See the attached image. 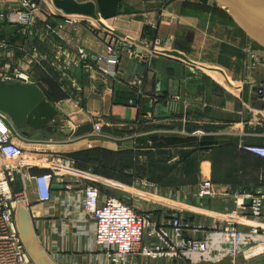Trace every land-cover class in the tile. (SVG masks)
<instances>
[{
  "label": "crops",
  "instance_id": "1",
  "mask_svg": "<svg viewBox=\"0 0 264 264\" xmlns=\"http://www.w3.org/2000/svg\"><path fill=\"white\" fill-rule=\"evenodd\" d=\"M62 1L37 0V18L54 28L63 23L60 43L86 52L91 67L96 56L105 54L112 31L135 42L160 39L164 46L156 48L149 63L123 57L112 77L102 76L96 66H71L63 76L49 64L46 72L29 65L19 49L24 42L19 26L0 20V39L8 43L3 62L34 73L40 91L51 76L60 91L49 101L59 116L55 131L28 130L24 136L26 176L67 170L63 183L51 188V203L38 202L28 182L25 205L40 246L56 264H103L92 221L84 218L76 199L85 185L149 214L155 224L178 213L205 231L224 227L231 199L200 200L196 192L206 177L232 193L264 189V159L242 149L264 146V105L253 91L264 82V47L213 0H67L66 9L58 7ZM19 8L20 0H0V13ZM68 16L81 21L64 24ZM97 20L99 27L92 29L90 21ZM34 33L33 44L51 60L53 51L37 36L38 27ZM248 46L258 58L253 70L248 68ZM173 82H179V101L170 96ZM163 101L170 105L161 114ZM21 188L16 176L12 191ZM157 246L144 234L130 263L188 264L183 257L139 253ZM255 249L242 255L246 261L241 264L258 256L251 253ZM262 249L258 251L264 254Z\"/></svg>",
  "mask_w": 264,
  "mask_h": 264
},
{
  "label": "built area",
  "instance_id": "2",
  "mask_svg": "<svg viewBox=\"0 0 264 264\" xmlns=\"http://www.w3.org/2000/svg\"><path fill=\"white\" fill-rule=\"evenodd\" d=\"M36 1L20 0L19 10L7 14L0 13V20L7 19L19 26L24 36L20 51L29 65H34L44 72L48 64L59 69L63 76L68 75L71 66L83 67L86 70L94 69L96 66L102 76L112 77L116 75V69L123 57L140 63H149L157 52L156 48L163 45L160 39L135 42L112 31L106 36L105 54L96 56L94 66L91 67L86 64L88 58L86 52L82 49L70 51L60 43L58 30L63 27V23L54 28L37 18ZM80 21L79 18L68 16L64 24ZM89 26L97 29L98 20L90 21ZM37 27L39 31L37 36L41 41L46 40L53 51L51 60L33 44L36 36L34 31H37ZM7 48L8 43L0 39V81L35 85L34 73L3 62V54ZM246 52L248 68L253 70L258 64L257 55L250 46ZM47 77L51 78L49 75ZM253 91L264 105V82L256 84ZM173 99L180 100L179 97ZM147 116L150 117L151 114ZM25 144L26 139L21 130L14 126L7 115L0 112V264H33L26 253L14 217V210L18 204L24 205L27 210L25 203L28 182L33 184L38 202L51 203L53 184H62L67 176V170L61 167L50 174L26 176L23 164ZM242 149L264 159V146H242ZM16 176L21 177L22 188L19 193L14 194L12 186ZM196 195L200 200L231 199L233 207L226 215L224 227L205 231L203 226L188 223L182 214L178 213L172 214L166 223L155 224L151 222L149 214L135 211L123 200L102 197L99 190L90 185L83 186L78 191L76 199L84 218L92 221L94 242L101 251L103 264H131V258L144 234L157 240L159 246L144 247L140 250V255L150 258L183 257L188 264L205 262L217 264L225 260H229L231 264H241L240 258L249 248L264 247L262 187L250 192L232 193L218 189L211 179L206 177L201 179ZM197 233H204V239L192 238V235ZM208 238L214 239L212 243H209Z\"/></svg>",
  "mask_w": 264,
  "mask_h": 264
},
{
  "label": "water",
  "instance_id": "3",
  "mask_svg": "<svg viewBox=\"0 0 264 264\" xmlns=\"http://www.w3.org/2000/svg\"><path fill=\"white\" fill-rule=\"evenodd\" d=\"M213 2L226 10L234 24L249 39L264 47V0H213ZM68 4L70 3L64 0L58 3V7L66 9ZM173 85L175 88L170 92V96L177 97L179 82H173ZM161 105V114H164L170 103L163 101ZM0 112L9 117L14 126L21 130L23 136H28V130L53 132L59 125L56 108L33 84L0 81ZM14 217L31 262L56 264L40 246L31 215L23 205L18 204L15 207Z\"/></svg>",
  "mask_w": 264,
  "mask_h": 264
},
{
  "label": "trees",
  "instance_id": "4",
  "mask_svg": "<svg viewBox=\"0 0 264 264\" xmlns=\"http://www.w3.org/2000/svg\"><path fill=\"white\" fill-rule=\"evenodd\" d=\"M51 80V78L48 77ZM50 80H47L46 85L41 84V91L48 101H54L57 97H60L59 88L54 83H51Z\"/></svg>",
  "mask_w": 264,
  "mask_h": 264
},
{
  "label": "rangeland",
  "instance_id": "5",
  "mask_svg": "<svg viewBox=\"0 0 264 264\" xmlns=\"http://www.w3.org/2000/svg\"><path fill=\"white\" fill-rule=\"evenodd\" d=\"M251 253L258 254V256L252 257L247 262H243L242 264H264V258H263L264 254H262L261 251H258V249H255L253 252L251 251ZM244 260L245 259L242 258L241 262L244 261ZM227 261L229 262V260H227Z\"/></svg>",
  "mask_w": 264,
  "mask_h": 264
},
{
  "label": "bare ground",
  "instance_id": "6",
  "mask_svg": "<svg viewBox=\"0 0 264 264\" xmlns=\"http://www.w3.org/2000/svg\"><path fill=\"white\" fill-rule=\"evenodd\" d=\"M259 248H261V250H262V248H263V247H262V246H260V247H258V249H259Z\"/></svg>",
  "mask_w": 264,
  "mask_h": 264
}]
</instances>
